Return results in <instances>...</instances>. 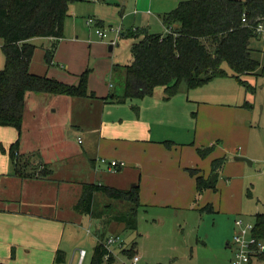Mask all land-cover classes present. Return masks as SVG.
Segmentation results:
<instances>
[{
  "label": "crops",
  "instance_id": "0c3cea01",
  "mask_svg": "<svg viewBox=\"0 0 264 264\" xmlns=\"http://www.w3.org/2000/svg\"><path fill=\"white\" fill-rule=\"evenodd\" d=\"M182 1L185 0H82L70 4L69 16L64 23V38L57 44L52 66L48 67L45 63L41 75L76 85L79 75L86 69H91L88 89L96 95L95 99L49 95L53 99L48 107L54 106L61 112L70 111L76 124H96L85 128L83 135L87 140L82 152H68L59 147V139L53 140L56 145L51 150L54 153L52 159L45 152H40L38 146L25 145L22 134L28 125L27 115L35 114L28 105L29 95L26 94L25 97L21 135L15 128L0 127V264H55L56 253L59 249L62 250L67 221L70 218L77 219L76 216L79 215L74 206L85 183L105 184L121 189L120 181H125L130 188L139 182V211L153 215L162 212L165 215V212L171 210L180 214L195 210L198 201L196 180L187 169H197L207 178L214 159L224 157L227 151L236 154V144L227 141L228 130H217L214 127L216 122L227 121L233 128L237 126V111L227 101L211 100L205 105L200 104L201 100H191L189 95L184 100L183 96L189 92H180L165 100L164 90L160 92L156 89L152 97L133 99L129 104L131 99L122 104L106 102L114 85H104V81L114 76V65L120 64L107 59L103 53L85 50L87 46L98 47L105 44L103 40L94 39V30L86 25L87 19L94 18L101 28L117 25L121 28L122 37L134 32L165 34L164 15L174 10ZM53 41L51 38L30 40L37 47L36 51L42 52L43 60L45 50L51 47ZM2 44L0 39V69L5 65ZM113 50L114 46L111 51ZM31 68L32 66L30 70ZM96 102H102V105H91ZM134 107H138V111ZM195 107L198 109L196 116L193 114L195 121L188 122V111ZM100 109L102 114L100 121H97L96 113ZM120 111L122 114L116 116L115 113ZM181 114L184 115V121H181ZM201 120H204L202 126ZM186 125L188 128L183 131L181 127H187ZM193 130L194 142L191 146L174 138L185 136L188 139L186 141H189L193 139ZM239 132L231 129L229 133L236 139L235 136L244 135L243 131ZM218 135L225 142L221 143L220 138L217 139ZM36 137L39 135L36 134ZM18 138L19 153L30 158L36 168L40 165L43 168L45 165L51 171L49 178L21 179L12 175L14 167L7 151ZM166 141L173 143L170 149L163 144ZM78 143L83 144L80 137ZM214 143L215 149L208 157L203 159L198 155L197 148ZM1 146L6 150L5 153ZM100 159L123 162L124 166L110 171ZM236 162L241 164L240 170L244 172L243 161ZM228 166L229 162L220 175L217 191L228 192L233 186L231 177L227 175ZM108 174L119 175V178L113 179ZM221 178L230 179L224 183L225 189L220 184ZM208 191L211 190L205 193ZM213 210L215 211L214 207ZM227 212L236 213L234 209ZM234 231L233 227L230 240ZM229 245L230 242H227L228 249ZM135 246L137 252V244ZM140 264L147 263L142 258Z\"/></svg>",
  "mask_w": 264,
  "mask_h": 264
},
{
  "label": "trees",
  "instance_id": "16d2710c",
  "mask_svg": "<svg viewBox=\"0 0 264 264\" xmlns=\"http://www.w3.org/2000/svg\"><path fill=\"white\" fill-rule=\"evenodd\" d=\"M82 0H0V39L5 65L0 69V127L15 128L21 135L25 97L29 92L95 99L88 89L91 69H86L76 85L67 84L45 75L30 72L31 62L37 47L30 42L34 38H51V47L45 50L44 61L53 64L57 44L64 38V23L69 16V6ZM243 16L246 22H243ZM264 25V0H185L163 17V24L170 32L131 33L136 39L131 44L132 61L126 65H114L113 75L122 79V90L112 92L106 102L125 103L129 99L152 97L155 90L163 88L165 100L180 92L203 87L215 79L228 78L227 65L236 79L247 91L250 85L242 77L259 69L264 78V66L252 57L250 47L253 39L260 36L256 28ZM176 25V27H174ZM97 26H101L98 23ZM252 88V87H251ZM250 106V105H248ZM138 107H134L136 111ZM171 148L173 143H163ZM215 149V144L197 148L198 155L205 159ZM3 153L6 152L1 146ZM13 163L12 175L21 179H47L51 176L46 166L36 168L30 158L19 153V138L7 151ZM226 157L211 162L207 178L197 169H187L196 180L197 197L207 190L217 191L220 175L227 164ZM120 168V167H119ZM98 194L119 204H127L125 212H114L111 204L100 207ZM139 182L128 190L103 184H83L81 196L74 206L77 214L87 216L99 223L93 250L92 264H104L107 250L103 242L108 237L112 223L124 224L129 230L138 226L140 203ZM200 211L213 213L207 204ZM255 234L264 238V215L257 216ZM136 245V244H135ZM135 247L123 250L132 257ZM137 253V252H136ZM65 253L58 250L55 264H64ZM110 257L107 264H114Z\"/></svg>",
  "mask_w": 264,
  "mask_h": 264
},
{
  "label": "rangeland",
  "instance_id": "374dc122",
  "mask_svg": "<svg viewBox=\"0 0 264 264\" xmlns=\"http://www.w3.org/2000/svg\"><path fill=\"white\" fill-rule=\"evenodd\" d=\"M111 28L116 30L119 27L112 24L107 25L105 29L108 31L109 39L103 40L102 42L105 44L102 46L85 47L86 52L93 50L98 54L103 53L107 59L120 65L131 63V44L136 39L127 36L122 37L120 34L117 36L114 31L110 30ZM167 32H170V29L166 28ZM92 33L96 41L102 40L94 31ZM113 38H116V45L118 46L113 45L114 50L110 51V40ZM251 47L252 57L260 63V66H264V37L253 39ZM102 50L103 52H101ZM31 66V72L43 74L42 68L45 67V62L40 50L36 51ZM224 69L229 74L228 78H218L203 87L189 91L183 88L182 93L189 92L183 96L184 100L189 95L191 100H201L200 104L205 105H208L207 103H210L211 100L217 102L227 101L237 111L235 116L237 117V126L234 128L229 121L226 123L216 122L214 126L217 130L227 129L228 143H235L238 150L236 154L227 151L224 156L228 160L227 163L229 162L227 175L231 177L233 186L228 192L226 190L221 192L220 190L216 192L208 191L207 194L198 197L195 210L181 212L180 214L177 211L170 210L165 212V215L162 212H156L153 215L140 210L136 230H129L124 224L118 222L112 223L108 229V234L119 235L127 250L130 249V246L137 244V252L147 264H230L232 251L228 249L227 242L231 243L233 240L234 234L231 240L230 236L232 228L236 229L235 225L233 226L234 220L238 219L256 225L257 216L259 214L264 215V78L258 76L259 69L242 77L250 85V90L247 91L232 77L233 72L227 65H224ZM109 83L114 85L112 92L116 94L121 92L122 79L119 76L114 75L109 80L104 81V85L107 84L108 86ZM157 91L161 92L163 88H158ZM27 95H29L28 105L35 111V114L29 115L28 113L27 115L28 125L22 134L25 145L38 146V150L45 152L51 159L54 155L51 150L53 145H56L52 142L53 140L59 139L61 142L59 147L68 152H82L85 149L87 139L83 132L85 128L93 127L96 122L93 124L88 122H84L82 125L76 124L74 122L75 117L70 111L61 112L55 109L54 106L48 107L51 99H53L49 94L29 92ZM34 97L37 98L34 99ZM132 101L134 100H129L128 104ZM91 105L100 106L102 102ZM197 113L198 109L196 107L188 111L187 121L194 122ZM101 114L102 109L99 113H96L97 121H100ZM121 114V111L115 113L116 116ZM183 114H181V121L185 120ZM107 118V120L110 119L108 115ZM79 121L77 120V122ZM203 123L204 120H201L200 125L202 126ZM219 124H221V127ZM181 128L185 131L188 126ZM231 129L238 130V132L243 131L244 135L235 136L236 139H234L229 133ZM36 134L39 135L38 138ZM193 134L194 130L191 132L192 137ZM219 136L217 139L220 138ZM78 137L81 138L83 144L78 143ZM174 138L178 142L182 140V144L190 146L194 142V137L189 141H186L188 139L185 136H181L180 139L177 136H174ZM220 141L221 143L225 142L221 138ZM236 157H245L252 164L242 162L245 165L244 172H242L239 167L241 164L236 162ZM113 175L108 174L113 179L119 178V175ZM221 179L220 184L223 188L224 183L230 179ZM119 184L122 186L121 190L130 188L125 181H120ZM96 203L100 204V207L111 204L114 212H125L129 208L127 204H119L117 201L110 200L101 194L97 195ZM208 203L213 204L214 213L199 210ZM231 209H234L236 213L228 214L227 210ZM76 217L77 219L70 218L67 221V231L62 246V251L66 257L64 264H92L99 223L96 220L91 221L87 216L77 215ZM80 250L86 252V257L82 261L79 259ZM110 250L115 254V263L128 262L129 256L123 254L124 252L120 251L117 246L111 247Z\"/></svg>",
  "mask_w": 264,
  "mask_h": 264
},
{
  "label": "built area",
  "instance_id": "2783aa9c",
  "mask_svg": "<svg viewBox=\"0 0 264 264\" xmlns=\"http://www.w3.org/2000/svg\"><path fill=\"white\" fill-rule=\"evenodd\" d=\"M246 22L245 16L242 19ZM86 25L92 28L95 34L102 40H108L109 34L105 28L97 26V22L94 18L86 20ZM110 30L114 31L117 36L121 35V28ZM136 31V29H134ZM256 33L260 37H264V25L261 23L256 28ZM111 46L116 45V38L110 40ZM100 161L106 164L110 171H114L119 167H123L124 163L117 161H107L106 159H100ZM236 227L233 240L230 243V249L232 251V258L230 264H264V239L259 238L255 234V224L245 223L244 221L236 219L234 222ZM104 248L107 250V255L104 257V263H108L110 257L116 259L115 254L110 250L111 247L117 246L120 251L126 250V245L122 241L119 235H109L103 242ZM86 257V252L80 250L79 259L82 261ZM142 257L138 253H134L132 257H129L127 263L121 264H140ZM118 264V263H114Z\"/></svg>",
  "mask_w": 264,
  "mask_h": 264
},
{
  "label": "water",
  "instance_id": "95a60500",
  "mask_svg": "<svg viewBox=\"0 0 264 264\" xmlns=\"http://www.w3.org/2000/svg\"><path fill=\"white\" fill-rule=\"evenodd\" d=\"M110 51L112 50V46H110ZM237 161H243V162H247L249 165H251L252 164V162L250 161V160H248V159H246L245 157H236L235 158Z\"/></svg>",
  "mask_w": 264,
  "mask_h": 264
}]
</instances>
